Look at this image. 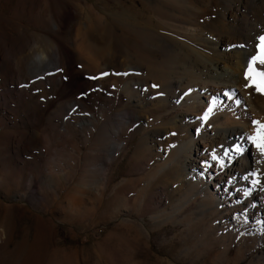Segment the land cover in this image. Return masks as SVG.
I'll return each instance as SVG.
<instances>
[{
	"label": "rangeland",
	"instance_id": "obj_1",
	"mask_svg": "<svg viewBox=\"0 0 264 264\" xmlns=\"http://www.w3.org/2000/svg\"><path fill=\"white\" fill-rule=\"evenodd\" d=\"M257 1L247 85L261 84L252 65L264 74ZM225 3L239 0H0V230L15 264H264V227L243 228L235 196L212 200L181 169L179 52L215 48L198 31Z\"/></svg>",
	"mask_w": 264,
	"mask_h": 264
},
{
	"label": "bare ground",
	"instance_id": "obj_2",
	"mask_svg": "<svg viewBox=\"0 0 264 264\" xmlns=\"http://www.w3.org/2000/svg\"><path fill=\"white\" fill-rule=\"evenodd\" d=\"M257 2L239 0V3H225L215 6L216 13L207 14L204 26L200 24L202 27L197 31L198 35L208 36L215 45L213 50H201L190 45L182 47L179 53L187 63V70L177 79L175 94L185 112L177 116L175 122L193 127L190 140L182 147L187 155L181 169L186 166L192 169L191 180L197 178L201 186L209 181L210 191L206 197L217 201L235 196L232 202L241 209L240 225L261 233L264 227V152L257 145L264 139V129L261 128L264 125V102L260 108L254 97L262 91L251 78L247 85L249 82L246 83L239 75L246 62L241 44L251 20L248 9L258 5ZM259 6L264 11V2ZM55 57L57 67L59 55ZM37 67L35 58L32 69L36 71ZM251 71L260 83L264 80L253 65ZM27 182L29 189L32 175H28ZM193 186L197 187L196 184ZM13 193L23 199L30 195L9 188V194ZM25 211L32 212L29 206ZM11 242L7 229L2 228L0 258L4 257L8 264H15ZM21 264L32 263L28 259Z\"/></svg>",
	"mask_w": 264,
	"mask_h": 264
},
{
	"label": "snow or ice",
	"instance_id": "obj_3",
	"mask_svg": "<svg viewBox=\"0 0 264 264\" xmlns=\"http://www.w3.org/2000/svg\"><path fill=\"white\" fill-rule=\"evenodd\" d=\"M260 52L261 55L259 57L261 63H264V36H261L260 38ZM255 60V58H253ZM264 76V74H262ZM153 87H157L156 85H153ZM259 91L264 92V80H262L261 84L257 86ZM261 128L264 129V125H261ZM261 149L262 152H264V139L261 140V143L257 145Z\"/></svg>",
	"mask_w": 264,
	"mask_h": 264
}]
</instances>
